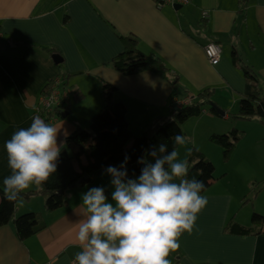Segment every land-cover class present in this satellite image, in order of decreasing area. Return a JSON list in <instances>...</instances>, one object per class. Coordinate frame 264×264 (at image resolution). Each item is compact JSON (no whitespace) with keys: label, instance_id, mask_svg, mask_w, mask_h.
I'll use <instances>...</instances> for the list:
<instances>
[{"label":"crops","instance_id":"0c3cea01","mask_svg":"<svg viewBox=\"0 0 264 264\" xmlns=\"http://www.w3.org/2000/svg\"><path fill=\"white\" fill-rule=\"evenodd\" d=\"M238 10V0H190L179 11L168 7L159 10L153 0H0V187L3 189V180L10 175L5 142L19 128L30 126L41 91L49 82L60 79L59 68L40 48L59 50L71 91L84 97L74 102L70 120L52 124L61 129V150L78 127L86 128L87 120L104 110L105 84L116 89L115 102L126 107V122L134 137L141 136L154 121L182 108L191 100L187 94L213 90L214 104L226 115L217 118L205 113L183 124L186 144L177 150L181 159L187 149H197L214 165L215 159H209L206 150L210 149V154L219 152L205 140L211 143V136L233 131L240 134L241 126L247 123L252 126L243 129L234 155L240 153L249 132L259 133L253 138L258 145L264 140V126L257 119L231 118L238 112L240 97L254 92L233 66L232 55L236 50L264 82V0H248L242 15ZM65 16L69 18L67 23ZM119 36L137 39L140 53L163 59L179 77L183 96L169 80L152 72L123 76L113 70L111 63L124 52ZM209 43L222 47L217 66H212L205 55ZM79 108L85 114L83 121ZM261 172L262 165L258 169L252 166L247 188L252 190ZM216 178L201 194L208 204L198 214L192 233L181 235L180 248L169 259L172 264H264V208L258 214L263 217L261 234H229L225 227L231 218L240 226L254 228L253 218L241 219L249 193H242L230 173ZM110 181L108 173L91 178L87 185L69 191L68 206L53 213L46 212L42 197L20 200L16 217L33 213L48 226L25 242L19 241L12 225L0 229V264H73L75 254L81 251L77 240L79 221L84 219L81 194L102 186L111 200L114 189ZM35 190L32 186L25 192Z\"/></svg>","mask_w":264,"mask_h":264},{"label":"clouds","instance_id":"9594fccd","mask_svg":"<svg viewBox=\"0 0 264 264\" xmlns=\"http://www.w3.org/2000/svg\"><path fill=\"white\" fill-rule=\"evenodd\" d=\"M60 132L37 115L30 126L19 128L5 142L10 169L3 180L5 199L17 201L32 186L39 190L48 183L57 172ZM172 141L171 151L160 144L148 153L151 160L138 161L144 166L136 178L128 175V157L119 168L108 166L114 189L111 200L102 186L81 194L84 219L77 233L81 251L73 264H172L169 256L179 250V238L192 233L198 214L208 204L201 195L204 181L189 178L187 156L192 149H187L184 159L177 151V145L186 144L182 132Z\"/></svg>","mask_w":264,"mask_h":264},{"label":"trees","instance_id":"16d2710c","mask_svg":"<svg viewBox=\"0 0 264 264\" xmlns=\"http://www.w3.org/2000/svg\"><path fill=\"white\" fill-rule=\"evenodd\" d=\"M238 14H244L248 6V0H238ZM68 16H65L64 23L68 22ZM124 52L116 58L110 67L123 76H134L143 72H152L169 80L174 89L180 93L181 84L179 77L166 66L163 59L158 56H146L139 51V41L131 37L119 36ZM22 47L35 48L33 45L19 44ZM41 52L46 53L49 57L59 54V50L54 48H40ZM232 64L239 70L249 85L253 88V94L249 97H240L239 109L237 114L231 118L235 121H253L258 120L264 126V82L263 80L245 64L236 50L232 55ZM60 70V80L65 87H69L70 76L65 70V62L57 65ZM55 81V80H54ZM49 82L41 91L40 96L50 93L53 82ZM72 92V91H71ZM116 89L105 84L102 88V97L104 100V110L92 118L89 130L78 127L75 133L66 140L64 148L61 150L58 162L57 172L53 174L47 184L39 190L24 192L21 199L10 202L4 198L3 189L0 187V229L12 225L16 232L17 238L21 242L36 236L44 231L48 224L33 213L16 217V206L20 200H31L36 197L45 199V210L47 213H53L64 209L68 206L66 194L76 188L83 187L80 183L85 176L96 178L107 173L108 166L119 168L127 160V172L130 178H136L140 175L144 166L138 161L141 158L151 160L148 153L154 146L166 144L168 150L173 148L172 137L182 132L181 126L186 122L199 119L205 113L219 117L215 114L210 106L214 104L213 90H204L195 96L191 94L190 103L180 109L173 111L168 118L158 119L150 124L145 132L134 137L131 133L127 122V109L121 103H116L114 96ZM83 96H77V92H72V103L66 108L56 112L62 114L69 113L75 104L83 100ZM64 111V112H63ZM39 115L46 123L51 124L54 117L53 113L45 111L34 112V116ZM67 120H70L69 117ZM52 125V124H51ZM183 134V132H182ZM184 135V134H183ZM242 137L237 131L230 135H213L210 142L222 149L223 159L225 162L230 161L237 144ZM181 146H176L177 150ZM189 160V178L203 180L205 188L201 192L204 194L208 188L217 180L215 176V166L205 159L204 155L197 149L192 150ZM259 187L264 190V181L255 184L252 193L256 192ZM258 193V194H259ZM257 195V194H256ZM254 228H246L235 222L234 218L227 223L225 231L231 235L237 236H258L262 232V220L260 215L253 217Z\"/></svg>","mask_w":264,"mask_h":264},{"label":"rangeland","instance_id":"374dc122","mask_svg":"<svg viewBox=\"0 0 264 264\" xmlns=\"http://www.w3.org/2000/svg\"><path fill=\"white\" fill-rule=\"evenodd\" d=\"M180 94H181V96H183L184 92L180 91ZM73 107H74V105H72V108ZM100 113H98V114H100ZM98 114H96V115H98ZM79 115H80V120L83 121L85 119V114H83L81 109L79 111ZM95 116H93V117H95ZM92 118H91V120H92ZM91 120H90V122H89V120H87L86 128L82 127L84 130H89L90 125H91ZM220 122H222V121H220ZM251 126L252 125L249 123L242 125L240 128L241 129L240 130L241 131L240 137H243V134L245 132V130H243V129H245V128L250 129ZM252 130H253V128H252ZM256 134H259V133H252V132L247 133L248 136L246 138V141H244L245 138H243V141L241 143L242 148L239 149V150H241L240 153L238 152V153H236V155H234V153H235L234 152L230 161H228V162L224 161L222 149L220 147H218L217 145H212L211 143L207 142V140H205L206 145L213 146L212 148H216V150H218V152H219L217 154H215V153L210 154V152H209L210 149L206 150L209 159H215V160H213L215 163L214 165H215V169H216L215 176L219 177L221 175H228L230 173L231 179L235 183H237L238 185H241L242 193L245 190L248 191L249 194L247 195V198L245 201L248 203H247V205H244L245 207L247 206V208L244 211V213H243L244 215H242V218H241L242 220H245L248 218V221H249V219H252V217L255 214L256 215L260 214V212L264 208V190H262L259 193V191L262 189V187H259L257 189V191L254 193L251 192L252 191L251 189L247 188V185H248L247 182L250 179H252L250 176L252 166L258 169L262 165V168H263V172L257 174L256 177H258V179H260V180L255 182V184H259V183L264 181V140H262L261 142H258V145H256V141L253 139L256 137ZM197 136H198L197 141H198V143H200L201 137H200V135H197ZM241 140H242V138H241ZM210 157H212V158H210ZM259 177H261V178H259ZM252 189H253V187H252Z\"/></svg>","mask_w":264,"mask_h":264},{"label":"built area","instance_id":"2783aa9c","mask_svg":"<svg viewBox=\"0 0 264 264\" xmlns=\"http://www.w3.org/2000/svg\"><path fill=\"white\" fill-rule=\"evenodd\" d=\"M153 3L157 9L162 10L163 8H171L176 10L177 8H183L190 4V0H153ZM204 19L207 18V15L204 14ZM0 31V36H1ZM222 47L218 43H209L205 47V55L212 66H217L220 63L222 56ZM72 103V94L65 85L61 83L60 79H57L53 82L50 88V93L45 96H41L39 100L38 111H45L46 113H53L54 117L51 120V124H54L60 120V111L62 108H66ZM189 101L187 100L184 106L188 105ZM64 112V111H63Z\"/></svg>","mask_w":264,"mask_h":264},{"label":"water","instance_id":"95a60500","mask_svg":"<svg viewBox=\"0 0 264 264\" xmlns=\"http://www.w3.org/2000/svg\"><path fill=\"white\" fill-rule=\"evenodd\" d=\"M181 8H177L176 10H180ZM51 59L53 60V62H54V64L55 65H60L62 62H63V60H62V58H61V56L60 55H58V54H54V55H52L51 56ZM210 108L212 109V111L215 113V114H217L219 117H225V112L224 111H222L218 106H216L215 104H212L211 106H210ZM69 117V113H63L62 114V116H61V119L62 120H66L67 118ZM91 182V178L89 177V176H85L82 180H81V184L82 185H87L88 183H90Z\"/></svg>","mask_w":264,"mask_h":264}]
</instances>
